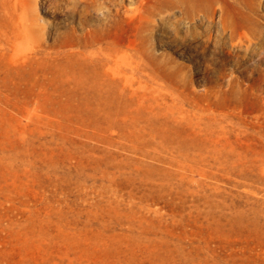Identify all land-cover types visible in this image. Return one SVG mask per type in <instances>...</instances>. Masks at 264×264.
Segmentation results:
<instances>
[{"label":"rangeland","instance_id":"obj_1","mask_svg":"<svg viewBox=\"0 0 264 264\" xmlns=\"http://www.w3.org/2000/svg\"><path fill=\"white\" fill-rule=\"evenodd\" d=\"M77 1L0 0V264H264V0Z\"/></svg>","mask_w":264,"mask_h":264},{"label":"bare ground","instance_id":"obj_2","mask_svg":"<svg viewBox=\"0 0 264 264\" xmlns=\"http://www.w3.org/2000/svg\"><path fill=\"white\" fill-rule=\"evenodd\" d=\"M91 1H92V0H91ZM171 1H173V0H171ZM171 1H170V2H171ZM175 1H176V0H175ZM182 1H183V0H178V1H176V2L178 3V6H179V3H183V2H185L186 5H187V3H188L189 5L191 4V3H189L187 0H184L183 2H182ZM190 1H191V0H190ZM193 1H194V0H193ZM193 1H192V3H193ZM201 1H202V0H201ZM201 1H200V2H201ZM229 1H230V0H228V2H229ZM235 1H236V0H235ZM235 1H233V2H235ZM238 1H240V0H238ZM238 1H236V2H238ZM244 1H246V0H244ZM254 1H255V0H254ZM254 1H253V3H254ZM13 2H14V1H13ZM77 2H80V1L78 0ZM164 2H165V1H164ZM164 2H163V3H164ZM166 2H167V1H166ZM170 2H167V3L170 4ZM200 2H199V3H200ZM240 2H241V1H240ZM248 2H249V1H248ZM248 2H243V3H248ZM250 2H251V0H250ZM74 3H76V2H74ZM82 3H83V1L81 2V4H82ZM174 3H175V2H172L171 4L174 5ZM177 3H175L176 6H177ZM226 3H227V2H226ZM253 3H252V4H253ZM161 4H162V3H161ZM171 4H170V5H171ZM224 4H225V3H224ZM224 4L222 3V5H224ZM229 4H230V3H229ZM236 4H237V3H236ZM236 4H235V5H236ZM14 5H15V4H14ZM77 5H78V3H77ZM183 5H184V3H183ZM183 5H182V6H183ZM225 5H226V4H225ZM227 5H228V4H227ZM227 5H226V6H227ZM230 5H231V4H230ZM238 5H239V4H238ZM19 6H20V5H19ZM79 6H80V5H78V9H79ZM162 6H163V5H162ZM167 6H168V8L171 7V6H169L168 4H167ZM174 6H175V5H174ZM232 6L234 7V5H232ZM249 6H252V5L249 4ZM172 7H173V6H172ZM185 7H186V6H185ZM223 7H224V6H223ZM236 7H237V6H236ZM243 7H244V6H243ZM71 8H72V7H71ZM168 8H167V9H168ZM175 8H176V7H175ZM228 8H230V7H228ZM234 8H235V7H234ZM234 8H233V9H234ZM251 8H252V7H251ZM110 9H111V8H110ZM164 9H166V8H164ZM170 9H171V8H170ZM236 9H238V8H236ZM249 9H250V8H249ZM249 9H248V10H249ZM69 10H70V9H69ZM69 10H68V12H69ZM229 10H230V9H229ZM229 10H226V11L230 12L232 9H231L230 11H229ZM248 10H247V11H248ZM252 10H253V9H252ZM221 11H222V10H221ZM223 11H224V10H223ZM226 11H225V13H227ZM233 11H234V10H233ZM237 11H238V10H236V12H237ZM244 11L246 12V9H245ZM250 11H251V9H250L248 12L250 13ZM76 12H77V11H76ZM242 12H243V11H242ZM245 12H243V15H244ZM89 13H90V12H89ZM91 13H92V12H91ZM106 13H107V12H106ZM225 13H223V14L226 15ZM240 13H241V12H240ZM240 13H239V15H240ZM78 14H79V13H78ZM14 15H15V14H14ZM91 15H92V14H91ZM91 15H90V17H91ZM224 15H221V17L224 16ZM227 15H228V13H227ZM227 15H226L225 17H227ZM230 15H231V14H230ZM20 16H21V15H20ZM76 16H79V15H76ZM83 16H84V15H82V18H84ZM228 16H229V15H228ZM241 16H242V15H241ZM17 17H18V14H17ZM80 17H81V16H80ZM225 17H224V18H225ZM229 17H231V16H229ZM229 17H227V19H228ZM76 18H77V17H76ZM93 18H94V17H93ZM222 18H223V17H222ZM248 18H250V17H248ZM251 18H252V17H251ZM91 19H92V17H91ZM231 19H232L233 21H234V20L236 21V19H233V16H232L231 18H229V21H230ZM11 20H12V19H11ZM240 20H241V18H240ZM251 20H252V19H251ZM224 21H226V18H225ZM233 21H232V22H233ZM235 21L232 23V25H234ZM220 22H221V20H220ZM220 22H219V25H220ZM222 22H223V21H222ZM242 22H243V26H246V25H244V22H246V20H244V21L242 20ZM18 23L20 24L21 22L18 21ZM224 23H225V22H224ZM228 23H229V22L227 21V24H228ZM239 23H240V22H239ZM239 23H237V24H239ZM246 23H247V22H246ZM16 24H17V23H16ZM229 24H231V23H229ZM229 24H228V25H229ZM240 24H241V23H240ZM219 25H218V26H219ZM232 25H231V26H232ZM235 25H236V23H235ZM22 26H23V25H22ZM239 26H240V25H239ZM20 27H21V24H20ZM221 27H222V26H221ZM228 27H229V26H228ZM246 27H248V25H247ZM22 28H23V27H21L20 29H22ZM229 28H230V27H229ZM236 28H237V30H238V25H237ZM240 28L242 29V28H244V27L240 26ZM221 29H222V28H221ZM223 29H224V28H223ZM225 29H226V28H225ZM231 29H232V27H231ZM233 29H235V28H233ZM245 29H247V28H245ZM22 30H24V28H23ZM94 30H95V29H94ZM237 30H236V31H237ZM218 31H219V30H218ZM227 31H228V30H227ZM236 31H235V35H236ZM247 31H248V33L250 32L248 29H247ZM20 32H22V31H20ZM94 32H95V31H94ZM222 32H223V30H222ZM95 33H96V32H95ZM226 33H227V32H226ZM226 33H223V34H226ZM233 33H234V30H233ZM239 34H240V33H239ZM249 34H250V33H249ZM17 35H18V34H17ZM21 35H23V34H21ZM53 35H54V34H53ZM77 35H78V34H77ZM98 35H99V34H98ZM98 35H97V36H98ZM230 35H231V33H230ZM67 36H68V35H67ZM70 36H71V35H70ZM91 36H93V35H91ZM237 36H238V35H237ZM251 36L253 37L252 33H251ZM16 37H17V36H16ZM19 37H20V36H19ZM235 37H236V36H235ZM235 37H233L232 39H234ZM238 37H239V36H238ZM77 38H78V37H77ZM80 38H81V37H80ZM80 38H79V39H80ZM243 38H244V37H243ZM86 39H87V38H86ZM95 39H96V38H95ZM97 39H98V38H97ZM246 39H247V38H246ZM246 39H245V40H246ZM252 39H253V38H252ZM91 40H93V39L91 38ZM11 41H12V40H11ZM59 41H60V40H59ZM89 41H90V40H89ZM246 41H247V40H246ZM251 41H252V40H251ZM79 42H80V41H79ZM249 42H250V41H248V43H249ZM82 43H83V42H82ZM90 43H91V41H90ZM92 43H93V42H92ZM97 43H98V41H97ZM118 44H120V43H118ZM249 44H250V43H249ZM80 45H82V44H80ZM88 45H90V44H88ZM93 45H94V44H93ZM54 47H55V46H54ZM61 47H62V46H61ZM61 47H60V48H61ZM63 47H64V46H63ZM89 47H90V46H89ZM114 47H115V46H114ZM84 48H88V47H84ZM115 48H116V47H115ZM84 50H85V49H84ZM84 50H83V51H84ZM81 53H82V52H81ZM114 53H115V52H114ZM116 53H117V52H116ZM88 56H89V55H88ZM12 57H13V56H12ZM83 57L85 58V55H84ZM147 57H148V56H147ZM14 59H15V58H14ZM14 59H13V60H14ZM89 59H90V58H89ZM103 59H104V58H103ZM94 61H95V60H94ZM148 61H149V60H148ZM82 65H83V64H82ZM94 67H95V66H94ZM162 70H164V69H162ZM165 71H166V70H165ZM169 71H170V70H168V73H169ZM109 72H110V71H109ZM166 72H167V71H166ZM78 73H79V72H78ZM112 73H113V72H112ZM112 73H111V74H112ZM159 73H161V72L159 71ZM171 73H172V72H171ZM176 73H177V72H176ZM91 74H92V73H91ZM161 74H162V73H161ZM85 75H86V74H85ZM105 75H106V74H105ZM158 75H159V74H158ZM171 75L173 76V74H171ZM177 75H178V74H177ZM73 76H74V75H73ZM117 76H118V75H117ZM166 76H167V74H166ZM166 76H165V77H166ZM169 76H170V75H169ZM119 77H120V76H119ZM175 77H176V76H175ZM172 78H173V77H172ZM89 79H91V78H89ZM163 79H165V78H163ZM96 80H97V79H96ZM166 80H167V79H166ZM168 81H169V80H168ZM112 82H114V81H112ZM169 82H170V81H169ZM178 82H179V81H178ZM72 83H73V82H72ZM176 83H177V81H176ZM94 84H95V83H94ZM112 84H113V83H112ZM115 84H116V83H115ZM86 85H87V83H86ZM96 85H97V84H96ZM111 87H112V86H111ZM77 88H78V87H77ZM77 91H78V90H77Z\"/></svg>","mask_w":264,"mask_h":264}]
</instances>
